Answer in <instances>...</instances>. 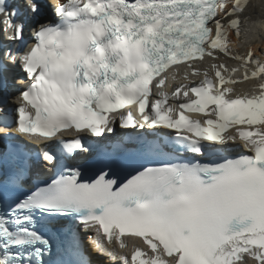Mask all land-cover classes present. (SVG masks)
Returning <instances> with one entry per match:
<instances>
[{
	"label": "snow or ice",
	"instance_id": "obj_1",
	"mask_svg": "<svg viewBox=\"0 0 264 264\" xmlns=\"http://www.w3.org/2000/svg\"><path fill=\"white\" fill-rule=\"evenodd\" d=\"M250 7L0 0V32H10L0 40V143L35 145L55 176L15 196L7 189L22 187L24 170L0 181V264H63L41 229L65 227L75 229L71 264H264V63L248 39ZM230 33L246 52L229 47ZM205 57L221 61L210 65L215 80ZM249 81L251 93L226 86ZM117 123L139 161L126 179L100 170L85 180L77 158L115 153L105 141Z\"/></svg>",
	"mask_w": 264,
	"mask_h": 264
},
{
	"label": "bare ground",
	"instance_id": "obj_2",
	"mask_svg": "<svg viewBox=\"0 0 264 264\" xmlns=\"http://www.w3.org/2000/svg\"><path fill=\"white\" fill-rule=\"evenodd\" d=\"M253 7L247 9L245 15H250L252 18L253 23H250L249 27L251 31L248 33V39L251 42L252 50L255 54V58L259 59L262 63H264V54H261V51L264 50V0H250ZM229 47L232 48L234 51H238L241 54L247 51V46H242L236 42L235 37L230 33L229 34ZM222 61L230 68L237 66L235 61L230 60L227 57H222ZM220 63V60L212 61L211 59L205 57V65L204 67H208L210 71V75L212 76L213 80H215L214 73L211 72L210 65L212 63ZM183 68L180 69L178 76L182 79ZM222 75H227L222 71ZM235 75H240L237 73ZM203 78V71L201 70V74L199 76H192L189 75V80L197 81ZM255 83H259V81H255ZM227 87H234L236 92L243 93L249 92L251 93L253 88V82H239L235 86L231 84H227ZM229 130V132H231Z\"/></svg>",
	"mask_w": 264,
	"mask_h": 264
}]
</instances>
